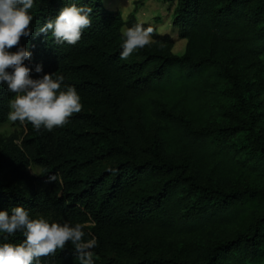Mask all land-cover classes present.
<instances>
[{"label": "trees", "instance_id": "16d2710c", "mask_svg": "<svg viewBox=\"0 0 264 264\" xmlns=\"http://www.w3.org/2000/svg\"><path fill=\"white\" fill-rule=\"evenodd\" d=\"M166 1L176 3L174 23L187 39L182 55L172 52V38L154 34L121 60L125 21L103 0H75L93 9L92 26L75 45L50 33L21 38L32 78L62 74L83 107L51 132L18 121L25 126L19 142L0 135V210L22 206L32 217L88 225L85 239H97L94 264H260L264 189L234 177L244 156L264 176L255 82L264 0ZM72 2L34 0L33 33ZM222 88L231 99L228 121L211 118ZM13 95L0 85V125ZM33 164L41 178L29 173ZM53 174L57 182H48ZM22 239L18 231L7 242ZM186 243L190 257L162 251ZM40 264L79 261L69 243Z\"/></svg>", "mask_w": 264, "mask_h": 264}, {"label": "clouds", "instance_id": "9594fccd", "mask_svg": "<svg viewBox=\"0 0 264 264\" xmlns=\"http://www.w3.org/2000/svg\"><path fill=\"white\" fill-rule=\"evenodd\" d=\"M34 0H0V85H6L14 95L9 100L7 119L13 123H31L37 131L51 132L66 125L73 114L82 111L80 96L76 88L64 83V76L45 73L32 78V68L25 64L32 53L20 45L22 37L51 34L57 43L77 44L85 29L92 26V7L72 2L62 7L58 14L47 19L35 33L31 28V10ZM153 29L138 22L121 30L120 59L127 60L135 51L151 43ZM16 48V51L11 49ZM37 73L42 66L37 65ZM48 182H57L55 174ZM86 224L58 222L43 215L30 216L22 206L11 209V213L0 210V264H40L41 258L55 256L69 243L75 251L79 264H94L93 248L97 239H85ZM20 232L23 239L7 242V237Z\"/></svg>", "mask_w": 264, "mask_h": 264}, {"label": "rangeland", "instance_id": "374dc122", "mask_svg": "<svg viewBox=\"0 0 264 264\" xmlns=\"http://www.w3.org/2000/svg\"><path fill=\"white\" fill-rule=\"evenodd\" d=\"M103 3L105 7L121 13L125 21L123 29L134 26L138 22L143 23L145 28L151 27L153 29L151 41H154V34L166 35L173 40L172 52L177 55L184 54L187 39L180 37L179 29L174 23L176 3L166 0H103ZM255 82L257 100L260 101L261 108H264V57L263 69L257 72ZM229 95L227 88H222L215 94L212 102L217 104V108H213L211 118L217 121H228L224 106L231 100ZM24 129L25 126H21L18 121L13 123L8 120L0 125V135L4 138L15 135L18 137L17 142H19L24 134ZM29 173L37 178L42 177L41 168L34 164L29 167ZM234 180L239 185H251L264 189V176L251 171L247 156H244V163L236 172ZM38 182L39 180H35L36 184ZM220 235H224V232H221ZM162 251L167 256H172L174 251L178 253L180 258L191 256L189 243L173 248L165 246ZM260 264H264V256Z\"/></svg>", "mask_w": 264, "mask_h": 264}]
</instances>
